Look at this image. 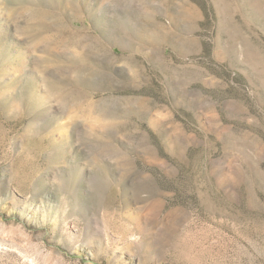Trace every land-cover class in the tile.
I'll return each mask as SVG.
<instances>
[{
  "label": "rangeland",
  "instance_id": "rangeland-1",
  "mask_svg": "<svg viewBox=\"0 0 264 264\" xmlns=\"http://www.w3.org/2000/svg\"><path fill=\"white\" fill-rule=\"evenodd\" d=\"M0 264H264V0H0Z\"/></svg>",
  "mask_w": 264,
  "mask_h": 264
}]
</instances>
